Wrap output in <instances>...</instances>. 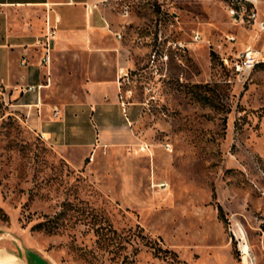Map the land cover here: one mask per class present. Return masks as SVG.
Returning <instances> with one entry per match:
<instances>
[{
	"label": "rangeland",
	"instance_id": "rangeland-1",
	"mask_svg": "<svg viewBox=\"0 0 264 264\" xmlns=\"http://www.w3.org/2000/svg\"><path fill=\"white\" fill-rule=\"evenodd\" d=\"M105 4L136 170L75 167L27 124V82L1 84L0 264H264V0Z\"/></svg>",
	"mask_w": 264,
	"mask_h": 264
},
{
	"label": "crops",
	"instance_id": "crops-1",
	"mask_svg": "<svg viewBox=\"0 0 264 264\" xmlns=\"http://www.w3.org/2000/svg\"><path fill=\"white\" fill-rule=\"evenodd\" d=\"M106 1L0 0V85H40L27 92V124L75 167L115 159L129 177L140 158L128 152L139 138L121 101L132 61ZM49 26L56 37L43 64Z\"/></svg>",
	"mask_w": 264,
	"mask_h": 264
},
{
	"label": "built area",
	"instance_id": "built-area-1",
	"mask_svg": "<svg viewBox=\"0 0 264 264\" xmlns=\"http://www.w3.org/2000/svg\"><path fill=\"white\" fill-rule=\"evenodd\" d=\"M245 11H246V9L239 10L237 8H231L229 10L230 15L232 16V18H234L235 21L243 20L244 19V15H245ZM128 14H129V10L126 7L125 10L123 11V16H128ZM249 17H250V19H253L255 17V15L253 14L252 16H249ZM55 37H56L55 28L49 26L48 29H47L46 36H45V40L43 42V46L45 48V55H44V57L42 59V63L43 64H47L51 60V41L53 39H55ZM119 38H121L120 35H119ZM249 51L250 50H248L246 52V54L248 55L249 58H251V56H249ZM253 52H254V54L252 55L251 59H253L254 56L257 54L254 50H253ZM22 63L23 64L27 63L26 58H23V62ZM259 63H261V62L258 60V64ZM122 73H123V79L125 78V79L128 80L129 79L128 72H123L122 71ZM40 87H41L40 85H29V86H25L23 88V91H25V92L39 91ZM142 149H144V148H142Z\"/></svg>",
	"mask_w": 264,
	"mask_h": 264
},
{
	"label": "bare ground",
	"instance_id": "bare-ground-1",
	"mask_svg": "<svg viewBox=\"0 0 264 264\" xmlns=\"http://www.w3.org/2000/svg\"><path fill=\"white\" fill-rule=\"evenodd\" d=\"M254 54L253 50L249 51V56L252 57V55ZM1 251V250H0ZM3 252V251H2ZM3 264H17L16 263V257L15 256H9L7 257V259L4 261Z\"/></svg>",
	"mask_w": 264,
	"mask_h": 264
}]
</instances>
